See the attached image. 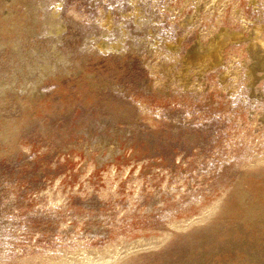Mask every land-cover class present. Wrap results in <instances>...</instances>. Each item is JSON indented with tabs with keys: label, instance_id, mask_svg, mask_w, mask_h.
<instances>
[{
	"label": "rangeland",
	"instance_id": "1",
	"mask_svg": "<svg viewBox=\"0 0 264 264\" xmlns=\"http://www.w3.org/2000/svg\"><path fill=\"white\" fill-rule=\"evenodd\" d=\"M256 37L264 0H0V264H264Z\"/></svg>",
	"mask_w": 264,
	"mask_h": 264
},
{
	"label": "bare ground",
	"instance_id": "2",
	"mask_svg": "<svg viewBox=\"0 0 264 264\" xmlns=\"http://www.w3.org/2000/svg\"><path fill=\"white\" fill-rule=\"evenodd\" d=\"M259 29H255V33L256 34H259ZM256 44L259 46V48L261 49V50H263L264 51V40L263 39H260V38H258V37H256ZM194 46V45H193ZM196 46H199L198 44L196 45ZM192 49H193V47H191ZM198 48V47H197ZM196 48V49H197ZM190 52H192V53H194L195 54V52H196V50H190ZM216 206V205H215ZM216 208V207H215ZM213 209V208H212ZM206 214H208V213H205V215ZM184 223V222H183ZM148 238V237H147ZM118 248V247H117ZM121 248H123V247H121ZM124 250V249H123ZM121 251V250H120ZM127 252V251H126ZM119 253V252H118ZM129 253V252H128ZM124 254V253H123ZM115 255V254H114ZM120 255V254H119ZM114 257H116V256H114ZM85 258V257H84ZM56 261V260H55ZM94 261V260H93ZM86 262V261H85ZM88 262H90V261H88ZM55 263V262H54ZM94 263V262H93ZM56 264V263H55ZM96 264V263H95ZM104 264V263H103Z\"/></svg>",
	"mask_w": 264,
	"mask_h": 264
}]
</instances>
